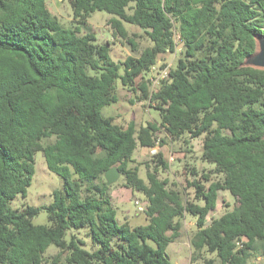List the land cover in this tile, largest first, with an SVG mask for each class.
I'll return each instance as SVG.
<instances>
[{
	"label": "trees",
	"instance_id": "16d2710c",
	"mask_svg": "<svg viewBox=\"0 0 264 264\" xmlns=\"http://www.w3.org/2000/svg\"><path fill=\"white\" fill-rule=\"evenodd\" d=\"M40 1L0 0V264H56L63 253L66 264H171L166 248L185 213L196 217L191 262L248 264L253 251L264 255V69L243 64L264 35V0H66L74 20L111 14L113 37L133 51L136 35L124 23L143 31L151 44L121 61L111 59L109 41L97 42L79 23L65 29ZM176 35V64L150 90L143 74L165 67ZM116 80L153 102L159 119L137 126L104 116L117 101ZM161 129L172 140L202 136L200 157L214 167L191 168L194 200L158 176L169 167L160 151L151 169L145 162L146 180L129 165ZM91 142L102 155L91 154ZM37 151L62 187L42 207L13 208V198L26 196ZM112 166L123 186L143 194L146 224L118 223L104 178ZM220 190L235 203L206 223ZM40 209L48 224L32 222ZM81 229L92 249L77 237ZM50 245L58 252L46 262Z\"/></svg>",
	"mask_w": 264,
	"mask_h": 264
},
{
	"label": "rangeland",
	"instance_id": "374dc122",
	"mask_svg": "<svg viewBox=\"0 0 264 264\" xmlns=\"http://www.w3.org/2000/svg\"><path fill=\"white\" fill-rule=\"evenodd\" d=\"M39 5L41 11L52 15L56 22L65 29L69 30L74 24L79 23L81 32L92 31L96 36L97 42L104 43L109 41L110 57L114 61L124 60L128 55L137 56L143 47L151 44L150 40L139 27L128 23H124V25L128 34L136 35L134 38L137 42V50L133 51L129 44L120 42L119 39L113 37L108 24V18L112 15L103 10L94 11L84 20H74L71 7L66 0H41ZM175 41L176 53H167L164 56L165 67L159 69L155 66V68L143 74L150 81V90H155L158 87L160 79L165 76L168 69L175 66L177 55L182 50V45L177 35L175 36ZM140 80L141 78L137 77L135 82L137 83ZM116 87L117 101L101 109V113L104 116H113L114 122L121 125H125L129 120H134L137 126L159 119L158 111L154 108V103L148 99L140 98L139 90L135 91L121 85L120 80H116ZM53 139V137L45 138L43 139V143H49ZM201 144L202 136L191 138L188 134H183L178 139L172 140L161 129L156 133L155 145L153 147L138 146L134 150L129 165L131 167L138 165L139 176L143 180H146L145 162L149 164L151 169L153 167V155L157 151H160L169 167L165 170H159L158 176L160 178H167L170 186L186 194L190 200H194V189L188 184V181L193 177L191 168L193 167L197 170L198 174H201V172H206L214 167V163L204 161L200 157ZM88 150L94 156H100L104 152L94 142L88 145ZM211 177L218 178V176L215 177L214 175ZM123 182L124 177L120 174L119 178L110 184L112 203L117 211L118 223L127 221L131 226L146 224V215L140 209V204L144 202L143 194L132 188L123 186ZM61 187L62 179L59 175L47 169L42 153L37 151L34 155V173L31 183L27 187L26 196L17 195L10 201V206L13 208H21L24 205L42 207L51 202L52 190ZM197 202L202 204L201 201ZM234 203L235 200L228 191L220 190L216 208L207 216L206 223L210 222L213 218H217L225 210L230 209ZM195 220L196 217L188 213H185L182 218L180 236L170 242L166 248V253L171 264H202L201 259L194 262L190 261L189 238L196 230ZM32 222L34 224H48L45 209H40L39 213L33 216ZM76 235L84 241L85 248H93L86 229L76 231ZM66 238H68V235ZM57 252L58 248L50 245L44 254L46 262H49ZM65 255L66 253H63L56 264H66L64 261ZM205 256L211 257L213 255L207 253ZM248 264H264V255L260 250L253 251Z\"/></svg>",
	"mask_w": 264,
	"mask_h": 264
},
{
	"label": "water",
	"instance_id": "95a60500",
	"mask_svg": "<svg viewBox=\"0 0 264 264\" xmlns=\"http://www.w3.org/2000/svg\"><path fill=\"white\" fill-rule=\"evenodd\" d=\"M256 51L245 58L243 64L259 69H264V35L256 36ZM120 172L116 166H112L104 173L107 185L112 184L119 178Z\"/></svg>",
	"mask_w": 264,
	"mask_h": 264
},
{
	"label": "built area",
	"instance_id": "2783aa9c",
	"mask_svg": "<svg viewBox=\"0 0 264 264\" xmlns=\"http://www.w3.org/2000/svg\"><path fill=\"white\" fill-rule=\"evenodd\" d=\"M140 209H141V207H140Z\"/></svg>",
	"mask_w": 264,
	"mask_h": 264
}]
</instances>
